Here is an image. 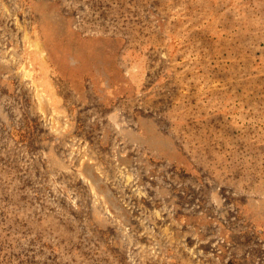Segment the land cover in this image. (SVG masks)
I'll list each match as a JSON object with an SVG mask.
<instances>
[{
	"label": "rangeland",
	"instance_id": "rangeland-1",
	"mask_svg": "<svg viewBox=\"0 0 264 264\" xmlns=\"http://www.w3.org/2000/svg\"><path fill=\"white\" fill-rule=\"evenodd\" d=\"M0 264H264V0H0Z\"/></svg>",
	"mask_w": 264,
	"mask_h": 264
}]
</instances>
